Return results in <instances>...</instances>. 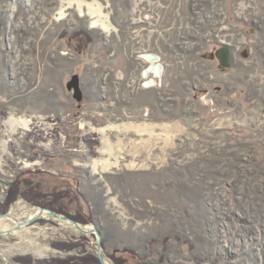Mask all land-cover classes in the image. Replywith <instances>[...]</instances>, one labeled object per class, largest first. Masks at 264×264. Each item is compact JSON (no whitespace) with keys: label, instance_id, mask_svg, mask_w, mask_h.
<instances>
[{"label":"rangeland","instance_id":"1","mask_svg":"<svg viewBox=\"0 0 264 264\" xmlns=\"http://www.w3.org/2000/svg\"><path fill=\"white\" fill-rule=\"evenodd\" d=\"M69 3L0 0V214L80 216L110 264H264V0ZM95 247L43 217L0 236V264Z\"/></svg>","mask_w":264,"mask_h":264},{"label":"bare ground","instance_id":"2","mask_svg":"<svg viewBox=\"0 0 264 264\" xmlns=\"http://www.w3.org/2000/svg\"><path fill=\"white\" fill-rule=\"evenodd\" d=\"M68 1V0H66ZM72 0H69V4H72L71 3ZM77 4V6L79 7L80 9V12L82 13V10H81V6L82 4L84 3V0H74ZM87 5V8L89 10V13L90 14H93L96 16V18L94 20L91 21V26L92 27H101L102 29H105L107 30L109 28V23L107 22V19L103 18L102 16V12L99 8L100 4L99 3H96V2H91V3H86ZM62 8V6H61ZM65 11L64 9L62 8L60 11H59V18H63L65 17ZM94 16V17H95ZM150 63H152L151 65V68L150 69H145L142 73V76H144V80H148L150 79V85L152 83H154L156 80L155 78L157 77H161L162 74H163V70L162 72H160V68H157L156 67V71H155V68L153 67L154 65V62L153 61H150ZM151 74L154 75V77L152 78H149V76H151ZM120 76V75H119ZM145 86H149L148 84H146ZM7 125H9V127H13L15 124H19V125H22V126H27V119H17V118H13V117H10L7 121H5ZM114 127L113 125H111V128ZM13 129V128H12ZM103 129V127H102ZM106 151H109V149H104ZM109 164V160L108 159H99V160H95L93 165L95 168L98 169V167L100 166L102 169H104L107 165ZM26 207V206H25ZM13 211V210H12ZM40 214L39 213V208L38 207H35L33 208L30 212H29V216L28 217H31V216H34V215H38ZM41 216L43 217H48L47 213L45 211H42V213L40 214ZM15 217L12 215V213H8V216L7 217H0V226L2 227V231H6L10 228H12L15 224ZM2 220H9V221H12L13 222V226H7V225H3L2 224ZM59 223H63V224H66L65 222H62V221H58ZM91 227V224H86L84 226V228H90ZM24 228V227H22ZM21 228V229H22ZM20 229V230H21ZM1 231V230H0ZM16 231H14L13 233H15ZM107 264H110L109 262L106 261Z\"/></svg>","mask_w":264,"mask_h":264},{"label":"water","instance_id":"3","mask_svg":"<svg viewBox=\"0 0 264 264\" xmlns=\"http://www.w3.org/2000/svg\"><path fill=\"white\" fill-rule=\"evenodd\" d=\"M217 56L224 66H226V67L229 66V64H230V52H229L228 46H224V45L221 46L219 48V50L217 51ZM145 57L148 59H154L155 58L154 56H150V55H145ZM42 211H45L47 213L48 218H52L56 221L65 222L66 225L73 227L79 233H82L85 235H88V234L96 235V247H95L96 248V257L99 261V264H107L103 254H102V245H101L102 236H101L99 230L96 228L95 225L91 224V227L86 229V228H84V226L86 224L80 223V222L68 217L67 215L58 214V213L54 212L53 210H51L50 208L39 207V213L40 214L42 213ZM8 213L9 212L2 213V214H0V217H7ZM40 214L31 216V217H27L23 221H20L15 217L16 222H15L14 226L12 228L6 230V231H0V236L10 235L14 231H18L22 227L28 226L29 224L35 222L39 218H43V216H41Z\"/></svg>","mask_w":264,"mask_h":264},{"label":"trees","instance_id":"4","mask_svg":"<svg viewBox=\"0 0 264 264\" xmlns=\"http://www.w3.org/2000/svg\"><path fill=\"white\" fill-rule=\"evenodd\" d=\"M12 197H9L7 199L8 203L11 201ZM47 207H49L51 210H53L54 212L57 213H64L67 214L66 212H64L62 209L60 208H55L54 206L48 205ZM68 217L81 222L82 219L80 218V216H75V215H70L67 214ZM56 247L61 248V249H71V247L73 248V245H70L69 243H65V244H56ZM26 259V264H99V261L96 257V255L94 253H87V254H79V255H73V256H68V257H64V258H59V257H51L48 259H42V260H38L35 261L34 263H32L31 259L25 258Z\"/></svg>","mask_w":264,"mask_h":264},{"label":"flooded vegetation","instance_id":"5","mask_svg":"<svg viewBox=\"0 0 264 264\" xmlns=\"http://www.w3.org/2000/svg\"><path fill=\"white\" fill-rule=\"evenodd\" d=\"M145 55H150V56H154L155 58L154 59H148V58H146L145 57ZM141 57L144 59V61H146V63H147V66H146V68L145 69H150L151 68V65H152V63H150V61H153L154 62V65H153V67L155 68V71H156V67L157 68H160V72H162V70H163V67H162V65H161V63H159L157 60L159 59V58H157V56L154 54V53H144V54H141ZM144 69V70H145ZM152 77H154V75L153 74H151V76H149V78H152ZM155 78V77H154ZM155 80H156V78H155ZM157 81H155L154 83H152L151 85H150V79H148V80H142L141 81V85L143 86V87H146V88H151L152 86H156V83ZM146 84H148L149 86H145Z\"/></svg>","mask_w":264,"mask_h":264}]
</instances>
